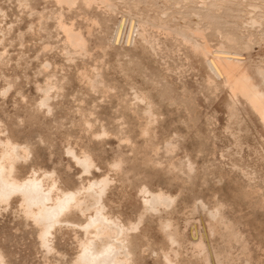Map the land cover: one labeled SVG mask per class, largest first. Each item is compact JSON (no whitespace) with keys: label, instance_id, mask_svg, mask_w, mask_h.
Segmentation results:
<instances>
[{"label":"rangeland","instance_id":"rangeland-1","mask_svg":"<svg viewBox=\"0 0 264 264\" xmlns=\"http://www.w3.org/2000/svg\"><path fill=\"white\" fill-rule=\"evenodd\" d=\"M112 1L117 6V12L114 15H109L102 11L94 10H76L71 13L64 14L66 21L70 22V20H73L75 27L80 29L82 34L85 33L86 28H90L89 26H91L90 22L92 19H96L98 21L99 28L94 27L92 29V37L89 41L90 56L87 58L72 57L75 58L77 66H86L85 68L89 73H91L92 69L94 68L95 62L98 61L99 63L97 64V70L100 73L103 81L102 86L115 89L114 93L110 94L106 92V89L102 88L97 89L96 93H90L85 84H82L81 82L78 83L76 81L74 71H68L67 66L64 65L66 64L68 57L63 55L62 36L56 31L51 20L58 10L53 3L46 0H28L29 5L35 12L43 13L44 15V19L40 23V26L42 27H40L35 12L32 13L31 17H29L30 12L24 9V5L22 4L23 0H0V30L4 31L3 34L5 35L4 41L0 43V53H5L3 58L5 65L0 68V73H3L2 75L5 76V79H1L2 77L0 78V89H4L8 84H12L13 86V89L5 98L0 97V99L4 102L3 103L0 101V104L2 105L0 108H2L1 110L3 111H0V115L2 113L0 116V121L4 128L6 127L8 130L10 129L9 131L12 134V137H15L14 139L17 142L30 143L29 145L32 149V158L30 162L23 166L21 175L26 176L29 169L32 167H38L37 165L39 163L41 170H45L46 168L47 171L52 169H56L57 171L59 170L58 172H61L60 174L56 170L55 171L60 178L61 184L68 188H74L78 184L85 185L88 180L92 179V177H95L94 179H98L105 174H109L111 179L115 180L117 178L115 180L116 185H114L112 188V193L109 196L112 201V207L114 206L113 212L119 213L121 214L122 218H128L130 220L135 219V216L139 213L141 207L140 200L136 193L138 189L137 187H139L142 182H147V185L150 183L148 186L151 189L154 187L153 190H156L160 186L161 189L170 191V193L175 196L180 194L174 211L172 213L163 214L166 215L164 217L172 219L178 225H180L183 220L190 218L192 213V203L194 204L195 200L198 201V203L199 201H205L204 203L208 206H210V204H217V202L222 203L225 210L224 213H227V216L224 214L226 220L225 223H230L231 221L234 222L235 220V225L237 223L235 229L237 228L236 230H239V232L243 235L247 243L246 247H248L246 248L248 257L243 258L244 255L242 256V254L239 253V261L237 262L236 260L233 262V264H264V131L257 124L252 115L247 111L246 107L244 106L243 108L242 105L239 107L240 110L238 109V118H240V121L243 123L241 130L244 132V134L241 135L242 138H240V142H242L241 146L243 147V154H245L244 156L241 155L240 158L239 156H233V153L235 152L234 150H236L237 147L234 146V140L229 137L228 132H224L226 131L225 128H229L230 125L231 127L229 129L232 133H236L238 129L236 122L228 118L229 115L225 108V103L227 100L226 92L222 90L214 92L211 88L206 86L202 60L198 56L194 55L190 50H188V47L184 46L179 41L151 33V36L158 40L157 43L159 45V48L155 54L151 53L148 55V53L145 52L132 51L128 54L129 57H124L122 52H116L113 49H107L105 56H103L101 51H98L97 49V46L105 45L107 43V40L110 39L111 33L115 28V25L118 21H120V19L127 21L128 17L125 16L127 9L129 10L132 17L134 15L138 18L140 17L146 20H153L154 22H157L160 15L165 14V12L168 11L170 14L168 12L166 13L168 15L167 23H170L171 20H175L174 23L172 21L170 25H187L190 28H194V24L198 25L200 29L206 32V38L212 48H216L218 46L217 43H223L222 41H219V39L222 40L221 36L223 35L227 34L230 37H235L234 39L237 40L239 48H242L243 46L245 47L246 45L249 46V51L247 53H243V56L247 58L246 68L255 69L260 67L264 70V1L229 0L227 1L228 3L214 2L207 4L205 5L206 8H203V6H198V4H201L200 0H187L190 2L188 4L186 2L180 1L176 6L173 3L167 2L166 0ZM222 9L226 10V12H224ZM218 12L226 14L223 15L222 13L220 14ZM215 13H218L219 17ZM194 14H196L197 17L199 16L197 20V17H194L196 16ZM227 14L230 17H228ZM126 21L123 24L124 27H121L120 35V38H123L124 41H126L127 37L130 35L129 31H127L128 27H126ZM252 21L255 22L254 25L256 27L254 26L250 30L252 24L254 23ZM257 24L260 25V27ZM29 26H32V32L28 30ZM9 27L12 30H8ZM207 29L209 30L208 32L206 31ZM125 31L127 33H125ZM219 31L221 33L216 35V32L218 33ZM19 33L22 34V37H19ZM46 45H48L49 48L47 50H43V47ZM50 46L52 49H50ZM153 56H156V58ZM44 60H50L52 63H56L57 67L59 66L58 68L63 65L67 74L65 77L66 79L63 82L59 81L60 74H58L56 78L57 82L53 83L57 87L63 88V101L67 102V104L65 103L64 108L59 107L58 109L55 107L53 112L54 116L50 118L44 117L42 113L39 115L37 112V114L34 105L39 98L36 90L37 85L35 82L38 81L42 85L46 78L44 76L46 75L45 73L41 75V64ZM102 64H105L106 66H103ZM167 70L169 71L166 72ZM165 82L168 86H170V88H172V84L173 87L179 88L178 91H181L182 88H185L188 92H190V96L186 97V99H184L180 94L174 97H165V92L164 95H161L162 98L165 99V104L161 106V98L158 97L160 96L158 94L161 88H163L165 85ZM134 83L145 91L151 90V93H153L151 94V97H153V99L156 101L154 112L156 111L155 115H158L160 120L157 116V121H159L156 123V126L153 127L155 129L154 132H156V141L154 140L152 144L155 142L154 144L159 147L160 150L157 151L158 154L153 152L150 147L148 149L143 148V142H145L146 139L144 140L140 137V130H142V125H145V123L140 117L141 112H138L139 109L136 110L137 112L135 113V116L138 118L137 119L132 113L129 112V109L124 105V102H121L125 96H127L126 102H131L129 101L131 100L129 86ZM153 85H158V89L152 87ZM205 87L208 88V90ZM16 90L19 92L18 95L22 94L26 97L24 102L22 101L21 96L16 95ZM82 100H84V102ZM168 100L175 102L176 107L170 104ZM26 104H28V107ZM22 106L25 108L23 109ZM16 107H19L20 109ZM183 107H185L184 109H188L190 116L188 115L187 117ZM27 108H30V110H32L31 112L34 113H29L30 110H25ZM78 109H80L81 113L78 112ZM22 110H24V112ZM169 111L171 112L169 113ZM25 112L26 115H24ZM89 113L94 114L93 118L90 119L92 123L94 122V118L98 120V122H96L94 125L95 130L93 129V132H99L100 128L103 127L108 133V137L104 138V142L103 140L97 141L93 139V137L90 135L92 133L90 132L85 133V128L80 122L83 116L80 114L87 116ZM15 114L16 117H14ZM32 114L36 117H32ZM22 115L24 118H20ZM42 116L46 118V120L42 119ZM3 118L5 119V122L3 121ZM26 118L30 119V121H27ZM140 118L143 121H141ZM40 119L41 124L37 122L40 121ZM188 119L194 122L195 126L197 127V131L192 128L193 124ZM174 122H178V124H175ZM183 122H187L188 128H190V130H187L183 126ZM42 124L45 125V127H43ZM46 125L48 126V129H46ZM191 128L193 131H191ZM14 129L16 134L13 132ZM198 130L200 133H195V131L198 132ZM23 131H25V133ZM39 131H42V133L44 132L46 135L45 137L43 136L44 140L46 139L45 144L43 143L44 141H42L43 137H41L44 133L42 134ZM23 134L25 135L23 136ZM29 134L33 136V138ZM198 134L199 136H197ZM113 135H115V139L113 138ZM173 135L179 138H183L181 135H184L186 142L183 144L184 146H181V149L185 148L188 150V156L190 160L194 162L196 167V178L194 177L192 185L190 186H188V183L191 184V182H186V185V183L182 182L184 181L183 179H178V177L181 179V174L178 175L177 178L173 177L170 173L168 176L166 175L168 173L167 163H169L173 157L170 158L169 156L161 153V140L168 139L170 136V138H172L174 137ZM25 136L27 137L25 138ZM192 137H198V139H192ZM199 137H201V139ZM112 138L114 140H112ZM123 138L129 141L131 140L133 142H130L133 144L131 146L135 145L133 154L131 153L132 149L129 146L130 143L127 144L126 140L124 143ZM94 141H96V143ZM119 143H121V145ZM45 145L48 146V148ZM42 146H44V148ZM67 147L73 148L76 152H79L78 149H80V147H86L93 151L95 154L94 157L97 160H95L96 165H98L97 167L102 169V171L99 170L94 172L92 177L81 174L80 170L74 166L73 162L66 158L64 152L66 151ZM199 148H201L203 152H201L200 155L198 153L196 154ZM100 149L103 150V155H100ZM225 149L226 151L228 149L227 153L226 151L224 152ZM115 152H120L126 157L134 158L135 162L132 159L133 162H131V165L129 164L127 167L129 168L127 169L128 172L134 171L132 174L129 172L128 176L129 181L131 179L133 180H131L133 183L130 181L132 184L129 181V184L128 182L124 183V180L116 175L114 176V174L109 171L105 161H107V163L110 162ZM50 153L51 156H49ZM37 155H39V157H37ZM177 155L179 157H174V160L177 158L184 160L182 159L183 154H181L180 151L177 153ZM219 156H221L222 159H220ZM153 158L157 160V162H155ZM38 159L40 160L38 161ZM160 162H162L161 165L159 164ZM60 163L62 165H59ZM54 164L57 166L55 167ZM148 165L150 166L148 167ZM59 166L60 168H58ZM146 167L149 168V170ZM231 167L237 169L232 170ZM151 168H155L154 170L157 171H152ZM239 170H242L244 175H242ZM66 172H68V174ZM165 172L167 173L165 174ZM98 173H100V176ZM137 173L138 176L136 175ZM145 176L146 178H144ZM132 177L135 178L133 179ZM249 179H251V182H254H248ZM139 180L142 181L140 182ZM69 181L70 183H68ZM77 182L78 184H76ZM138 183L140 185H138ZM120 185H122V187ZM129 185L130 188L128 189ZM248 187H256L259 191H256L257 193L252 194L254 196H249L250 198L246 197L245 194L248 193ZM214 195L216 196L215 201L212 200V196ZM245 198H247V200ZM195 203L198 204L197 202ZM228 208L230 211L227 210ZM16 214L17 216H15ZM192 215L193 219L197 220L196 213H192ZM16 217H19V219ZM149 221L152 224L148 223ZM152 221L153 220H146L143 229V235L145 238L148 240L150 239L151 241V246H149L151 249H149L145 254L146 262L144 261V264H160L159 261H155L154 258L151 259V250L154 248L155 250H153V252L155 251L157 253L158 247L160 246L161 248H168V244L166 246V242L163 241V234L159 233L157 223L153 221V225ZM221 229L224 231L222 226L220 227V232L223 233ZM189 232V229H187L186 233L188 236L190 234ZM63 234V236H58V242L56 244V249L62 257L59 255L51 257L46 256L39 248L36 238V229L29 221H26L23 218L19 209H16L15 206L12 205L11 210H8L5 213H0V249L6 256V262L8 264H71L77 253V251H75L76 243L72 234L65 232ZM143 243L144 242L142 241L141 245H143ZM213 243L215 246L219 244L221 247L222 245L218 237ZM182 254V264H192L194 261L196 263L194 262L193 264H200V262L194 258H189L190 254L186 251H182ZM64 255H66L65 257L68 258V262L65 261L66 258L63 257Z\"/></svg>","mask_w":264,"mask_h":264},{"label":"bare ground","instance_id":"bare-ground-1","mask_svg":"<svg viewBox=\"0 0 264 264\" xmlns=\"http://www.w3.org/2000/svg\"><path fill=\"white\" fill-rule=\"evenodd\" d=\"M46 1L53 3L58 9L57 12L55 13V16H53V18L51 20H52V23L54 24L56 31L59 34H61V36H62V46H63L62 52H63V55H66L68 57V60L66 61V64H64V65L67 66L68 71L73 70L76 81L78 83L81 82L82 84H85L87 89L90 91V93H96V90L99 88L106 89V92H108L110 94L114 93L115 89H112L111 87L106 88L105 86H102L103 81H102V78L100 76V73L97 70L98 69L97 64L99 63L98 61L95 62L94 68L92 69L91 73H89L85 68L86 66H81V67L77 66L75 58H74V57L87 58L88 56H90V54H89V41H90V38L92 37V29L94 27L99 28L98 21L96 19H92V20L90 19L91 20V22H90L91 26H89L90 28H86L85 33L82 34V31L75 27V23L73 22V20H70V22L66 21L64 14L65 13L68 14V13H71V12L76 11V10L77 11H82V10L83 11H92V10H94V11H102V12L109 14V15H114L117 12L116 4L112 0H46ZM119 1H121V0H119ZM166 1L173 3L175 6L178 5V3L180 1L186 2L187 4L190 3V2H188L189 0L188 1L187 0H166ZM200 1H201V4L200 5L198 4V6L199 7L203 6V8L204 7L206 8L205 5H207V4H211L214 2L215 3L216 2L224 3V2H227L229 0H200ZM262 1H264V0H262ZM22 4L24 5V9L28 10L30 12L29 17H31L32 13L35 11L29 5L28 0H23ZM215 7H214V9H215ZM261 7H262V5H261ZM221 8H223V7H221ZM255 9H257V8H255ZM223 11L226 12V10H223ZM126 12L127 13L125 16L128 17V19L126 18L127 21L119 18L120 21H118L117 24L115 25V28L113 29V31L111 33L110 39L107 40V43L105 45L97 46L98 51H101L103 56H105L107 49H109V50L113 49L116 52H122V55L124 57H129L128 54L132 51H141V52L148 53V55L151 53L155 54L159 48L158 47L159 45L157 43L158 40L154 39L151 36V33H155L156 35H159V36L162 35L165 38H171L175 41H179L184 46L188 47L189 48L188 50H190L194 55L198 56L202 60L206 86L208 88H211L214 92H218L219 90L226 92L227 100L225 103V108H226V111L228 112V115H229L228 118H230L231 120H234L236 122V124H237L236 126L238 129H237L236 133H232L229 129L231 127V125H230L229 128H227V127H226L227 129L225 128L226 131H224V130L223 131L228 132L229 137L232 140H234L235 145L234 144L233 145L235 147H237L236 150H234L235 152L233 153V156H239L240 158H241V155L244 156L245 154H243L244 151L242 150L243 147L241 146L242 142H240V138H242L241 135L244 134V132H243V130H241V126L243 123H242V121H240V118H238V116H239L238 113L240 110L239 107L243 105V108H244V106H245L247 111L252 115V117L256 120L257 124L264 131V70L260 67H257L255 69L246 68L247 58H245L243 56V53H247L249 51V46L246 45L245 47L243 46L242 48H239L238 44H237L238 43L237 40L234 39L235 37L233 38V36L230 37L229 35L226 34V35L221 36L222 40L219 39V41H222L223 43H221V44L217 43L218 46L216 48H212L210 46L207 38H206V32L204 30L200 29L198 27V25L194 24L195 27L193 28L191 26L192 28H190L187 25L186 26H172V25H170V23L173 20H171L170 23H167L168 15L166 13L168 11L165 12V14L160 15L157 22H154L153 20H148V19L146 20V19H143L140 17L138 18V17H135L134 15L132 17L130 15V12L128 9ZM216 12H217V10H216ZM168 13L170 14V12H168ZM193 13H195V12H193ZM218 13L221 14L222 12H218ZM218 13H215V14H217V16L219 17ZM222 14L225 15L226 13H222ZM35 15L38 18V24L40 26V23L44 19V15H43V13H38V12H35ZM194 15H196V14H194ZM249 15H251V14H249ZM207 16H209V15H207ZM194 17H197V15ZM198 17L196 18V20L198 19ZM210 17H212V16H210ZM228 17H230V16L228 15ZM249 18H252V17H249ZM90 20H88V21H90ZM125 21H126V27H128L127 31H129V34H130L127 37L126 41H124L123 38H120L121 27L122 26L124 27L123 24ZM174 21H173V23H174ZM252 22H254V21H252ZM256 23H259V22H256ZM254 24H255V22L252 24L251 28L248 26L250 28V30L252 29V27L255 26ZM246 26H247V22H246ZM258 26L260 27V25H258ZM10 27H12V26H10ZM10 27L8 30L11 29ZM40 27H42V26H40ZM209 27H211V26H209ZM28 30L30 32H32V26H29ZM206 31L208 32L209 30L207 29ZM3 32L4 31L0 30V43H2L5 39V35L3 34ZM125 33H127V32L125 31ZM220 33H221L220 31L218 33L216 32V35L220 34ZM122 34H123V32H122ZM19 35H20L19 37H22L21 33H19ZM48 48H49V46L46 45L43 47V50H47ZM50 49H52V47ZM190 51H189V53H190ZM4 56H5V53H0V68H2L5 65V63L3 61ZM72 56H74V57H72ZM153 57L156 58V56H153ZM103 66H106V65L104 64ZM58 67H57L56 63H52V61H50V60H44L43 63L41 64V71H42L41 75L43 73L46 74V75H44L46 78L43 76L45 78V81L42 85L38 81L35 82L37 85L36 90H37V93L39 96L37 102H35V104H34L35 110H36V113L38 112L39 115H40V113H42L43 116L46 118H50V117L54 116L53 112H54L55 107H57L58 109H59V107L64 108L65 103L67 104V102L63 101V99H64L63 88L57 87L55 84H53L54 82H57L56 78H57L58 74H60V80L59 81L63 82L66 79L65 78L67 75L65 72L66 69L63 67V65L60 68H58ZM168 71L169 70H167L166 72H168ZM2 74L3 73H0V78L2 77L1 79H3V78L5 79V76H3ZM5 82H6V80H5ZM129 87H130L129 91H130V95H131V100H129V101H131V102H129V103L126 102L127 96H125V98H123V100H121V102H124V105L127 106V108L129 109V112L132 113L134 115V117H136L135 116V113L137 112L136 110L139 109L138 112H141L140 117L144 120V123H145V125L144 124L142 125L143 128L141 126L142 130H140L141 131L140 137L143 138L144 140L146 139V141L143 142V145H144L143 148L148 149L150 147L153 152L158 154L157 151L160 150L159 147L154 144L155 142L152 144V142L156 139V134H155L156 132H154L155 129L153 127L156 126V123L160 120L159 116L157 115L158 119H159L157 121V116L155 115L156 111L154 112V109L156 106V101L153 99V97H151L152 96L151 94H153V93H151V90L145 91L144 89L140 88V86H138L135 83ZM152 87H154L155 89H158V85H153ZM208 88H206V89L208 90ZM12 89H13L12 84H8L4 89H0V97L5 98ZM178 89L179 88L173 87V84H172V88H170V86H168L167 83L165 82V85L163 86V88H161V90L159 91V94H158V95H160L158 97L161 98V106L165 104V99H163L161 96V95H164L165 92H166L165 97L166 96L167 97H174V96L180 94L183 96L184 99H186V97L190 96V92H188L185 88H182L181 91H178ZM16 92H17V90H16ZM18 93L19 92H17L16 95H18ZM103 93H104V91H103ZM18 96H21L23 102L25 101V99H26L25 96H23L22 94L18 95ZM0 101H2V100L0 99ZM82 101L84 102V100H82ZM168 102L176 107L175 102H173L172 100H168ZM27 105L28 104H26V106ZM1 106L2 105L0 104V107ZM23 106H25V105H23ZM16 108H19V107H16ZM24 108L25 107H23V109ZM184 108L185 107H183V109ZM1 109L2 108H0V111H2ZM80 109H81V106H80ZM80 109H78L79 113H81ZM18 110H17V112H18ZM25 110L28 111V110H30V108H27ZM22 111L24 112V110H22ZM31 111L32 110H30L29 113H34ZM170 112L171 111H169V113ZM184 112L187 114V117H188V115L190 116V114L188 113V109H184ZM84 114H80L81 116H83L82 119L80 120V122L85 128L84 129L85 133L90 132V133H92L90 135H91V137H93V139H95L97 141L103 140V142H104V138L108 137V133L106 132V130L103 127H101V128L99 127L100 128L99 132H97V131L93 132V129L95 128L94 125L96 124V122H98V120L96 118H94V122L92 123V121H90V119L93 118L94 114L89 113L87 116H85ZM178 114H175V115H178ZM1 115H2V113H1ZM24 115H26V112ZM33 116L34 115L32 114V117ZM137 116H139V115H137ZM14 117H16V114L14 115ZM34 117H36V116H34ZM38 117H40V116H38ZM44 117L42 119L46 120V118H44ZM180 117H181V114H180ZM18 118H17V120H18ZM20 118H24V116L22 115V117H20ZM162 118H164V117H162ZM174 118H175V116H174ZM34 119H36V118H34ZM142 119H141V121H143ZM230 119H228V120H230ZM188 120L193 124L192 128L197 131V127L195 126L194 122L191 121L190 119H188ZM3 121L5 122V119ZM27 121H30V119H27ZM37 122L41 124V119H40V121H37ZM228 122H230V121H228ZM14 123H15V121H14ZM23 123H25V122H23ZM176 123L178 124V122H176ZM180 124H181V122H180ZM183 126L187 130L188 129L190 130V128H188L187 122H183ZM206 126H208V125H206ZM43 127H45V125H43ZM167 127H168V125H167ZM12 128H14V127H12ZM46 129H48L47 125H46ZM193 129L191 131H193ZM9 130L6 129V127L4 128L3 124L0 121V213L1 212L5 213L8 210H11L12 205L15 206L16 209H19L23 218L26 221H29L32 224V226L36 229V234H37L36 238L38 241L39 248L43 251V253L46 256L51 257V256H56V255L60 256L61 255L60 253H58V251L56 249V244L58 242V236L59 235L63 236L64 235L63 233L65 232V233L72 234L73 239L75 240V243H76V250L75 251H77V253H76L75 258L71 262V264H144L145 254L147 253V251L149 249H151V247L149 248V246H151L150 239L148 240L143 235L144 224H145L146 220H153L157 223L159 233L163 234V241L166 242V246L168 244V248H163V247L161 248V246L158 247L157 253L155 251L153 252V250H155V249L152 247L153 249L151 250V256H152L151 259L154 258V260L159 261L160 264H162V263L163 264H182V262H181V260L183 259L182 258V256H183L182 251H186L187 253H189L190 254L189 258L190 257L194 258L195 260L200 262V264H233L234 261H236V260H237V262L239 261V256H238L239 253H241L242 256L244 255L243 258L248 257L247 256L248 252L246 249L248 247H246L247 246L246 240L243 237V235L239 232V230L237 231L236 230L237 228L235 229V226H237V223H236V225L234 223L235 220H234V222L231 221L230 223H225V221H226L225 215L227 213L226 214L224 213L225 210H224L222 203L217 202V204H212V205L210 204V206H208L207 204L204 203L205 201L204 202L199 201V203H198V201H196L194 199L195 202H197L198 204H196L195 202H194V204L192 203L191 208H192V213H196L197 220L193 219V217H192L193 215L191 213L190 218L183 220L182 223L180 225H178L172 219L164 217L166 215H163V214L172 213L174 211L176 204H177L176 202L179 199L180 194L175 196V195L171 194L170 191L161 189L160 186L159 187L157 186L158 188L156 190H153L154 187L151 189L148 186L150 183L147 185L146 184L147 182L146 183L142 182L141 185L138 183V185H140V186L137 187L138 189H137V193H136L139 200H140V205H141L139 213L135 216L134 220H130L128 218H122L121 214L113 212L114 206L112 207V204H111L112 201L109 198L110 194L112 193V188L114 187V185H116L115 180L117 178L115 180L111 179L109 174H105L104 176H102L98 179H94L95 177H92L94 172H97L99 170L102 171V169H99L97 167L98 165H96L97 160L94 157L95 154L93 151L89 150L86 147H80V149H78L79 152H76L71 147L66 148V151L64 152L66 155V158L69 161L73 162L74 166L80 170L81 174L92 177V179L88 180L85 185L84 184H78V182H77L76 184H78V185L76 187L68 188V187H65L64 185L61 184L60 178L57 174V172L59 170L57 171L55 169L57 172L52 168H51L52 170H50V171H47L46 170L47 168L46 169L44 168L45 170H41V168L39 167L40 166L39 163L37 165L38 167L30 168L27 175L22 176L21 171L23 169V166L26 165L28 162H30V160L32 158V149H31V146L29 145L30 143L28 144L27 142H25V143L17 142L14 139L15 137L14 138L12 137V134L10 133ZM11 131H12V129H11ZM196 131H195V133H200L199 130H198V132H196ZM13 132L14 133L16 132L15 129ZM23 132L25 133V131H23ZM40 133H42V131ZM24 135L25 134H23V136ZM43 136L44 137L46 136L45 133L41 137H43ZM114 136L115 135H113V138H114ZM173 136L174 137H172V138H170L171 137L170 136L168 139L161 140V153H163L166 156H169L170 158L173 157V159H171L170 161L168 160L169 161V163H167L168 164V166H167V172L168 173L165 172V174L167 173L166 175L168 176L170 173L175 178H177L178 175L181 174L182 175L181 179H180V177H178V179L179 180L183 179L184 180V181H182L183 183L191 182V184L188 183L189 184L188 186H190V185H192V181H193L194 177L196 178V169H195L196 167L194 165V162H192L188 156V150H186L185 148L181 149L182 148L181 146L186 142L184 135H181V136H183V138H179L175 135H173ZM194 136H196V135H194ZM197 136H199V134ZM26 137L27 136H25V138ZM31 137L33 138V136H31ZM44 137H43L42 141H44L43 143L45 144L46 139L44 140ZM91 137H90V139H91ZM161 137H163V136H161ZM113 138H112V140L115 139V138L114 139ZM125 138H127V137H125ZM195 138L196 137H192V139H195ZM199 138L201 139V137H199ZM129 139H130V137H129ZM196 139H198V137ZM122 140H120V141H122ZM125 140L126 139H124L123 142ZM40 141H41V138H40ZM94 142L96 143V141H94ZM126 142L128 144L132 141L126 140ZM46 143H47V141H46ZM206 143H208V142H206ZM232 143H233V141H232ZM119 144L121 145V143H119ZM131 145H133V144L130 143V145H129L132 149L131 153L133 154V151H134L133 149H134L135 145L134 146H131ZM150 145H153V146H150ZM100 146H102V145H100ZM42 147L44 148V146H42ZM46 147L48 148V146H46ZM125 148H126V146H125ZM201 148L198 149L196 154L197 153L199 155L201 154V152H202ZM204 148H205V146H204ZM228 149H227V151H228ZM99 151H100L99 152L100 155H103V153H104L103 150L100 149ZM179 151L181 152V154H183L182 159H184V160H180L179 158L174 160L175 159L174 157L178 156L177 153ZM225 151H226V149L224 150V152ZM227 151H226V153H227ZM260 151H262V150H260ZM97 152H98V150H97ZM246 153H248V152H246ZM156 154H155V156H156ZM263 154H264V152H263ZM49 156H51V153L49 154ZM37 157H39V155H37ZM219 157H220V159H222L221 156H219ZM40 159H38V161ZM132 159L134 160V158L126 157L125 155H123L120 152H115V154H113L112 160L108 163H107V161H105V162L108 166L109 171L112 172L114 174V176L116 175V176L120 177L122 180H124V183H125V182L129 181L128 176H129L130 171L129 172L127 171V169H129L127 167L131 162H133ZM145 159H147V158H145ZM101 161H103V160H101ZM134 162H135V160H134ZM142 162H144V161H142ZM155 162H157V160H155ZM145 163H146V161H145ZM147 163H149V162H147ZM153 163H154V161H153ZM161 163L162 162H160L159 164L161 165ZM40 164H42V163H40ZM59 165H62V164L60 163ZM141 165H143V164H141ZM54 166L56 167L57 165L54 164ZM104 166H105V163H104ZM149 166L150 165H148V167ZM162 167H160V168H162ZM58 168H60V166ZM102 168H104V167H102ZM147 169L149 170V168H147ZM154 169L155 168H153L152 171ZM236 169L237 168H232V170H236ZM74 170H75V168H74ZM164 170H165V167H164ZM154 171H157V170H154ZM159 171H161V170H159ZM239 171L242 175H244L242 170H239ZM132 172L134 173V171H132ZM132 172H130V173L132 174ZM139 172H140V170H139ZM66 173L68 174V172H66ZM99 174L100 173H98V175ZM136 175L138 176V173ZM144 175H146V174H144ZM71 176H73V175H71ZM142 177H143V175H142ZM144 178H146V176ZM67 179H68V177H67ZM83 180H84V178H83ZM139 181L141 182L142 180H139ZM129 182H128V184H129ZM248 182L253 183L254 181L251 182V179H249ZM68 183H70V181ZM187 183H186V185H187ZM120 186L122 187V185H120ZM129 188H130V185H129L128 189ZM248 188H249V189H247L248 193L245 194L246 197H249L252 194L257 193L256 191H259L256 187H252V188L248 187ZM183 190H185V189H183ZM252 196H254V195H252ZM219 197H220V195H219ZM121 198H122V196H121ZM221 199H222V197H221ZM245 199L247 200V198H245ZM212 200L213 201L216 200L215 195L212 196ZM213 201H212V203H213ZM227 210L230 211L229 208ZM114 211H115V209H114ZM130 213H132V212H130ZM15 216H17V214ZM15 216H14V219H15ZM17 219H19V217ZM148 223H151V222L149 221ZM153 225H154V222H153ZM221 226H222V228H224V231H223V229H221L223 231V233L220 232ZM29 229H31V228H29ZM187 229H189V231H190L189 236L186 233ZM217 237L219 238V241L222 244L221 247L219 246V244H217L215 246L213 243ZM142 241L144 242L143 245H141ZM217 246H219V247H217ZM7 254H8V252H7ZM62 254H64V253H62ZM65 256L66 255H64L63 257L66 258ZM10 257H11V255H10ZM60 257H62V256H60ZM62 260H64V259H62ZM67 260H68V258L65 259V261H67ZM189 260H191V259H189ZM70 261H71V259H70ZM61 263H64V262H61ZM0 264H8L6 262V256L4 255V253L2 252L1 249H0Z\"/></svg>","mask_w":264,"mask_h":264}]
</instances>
